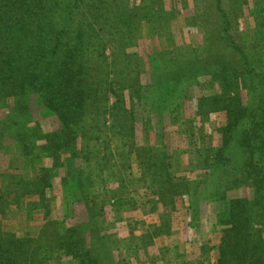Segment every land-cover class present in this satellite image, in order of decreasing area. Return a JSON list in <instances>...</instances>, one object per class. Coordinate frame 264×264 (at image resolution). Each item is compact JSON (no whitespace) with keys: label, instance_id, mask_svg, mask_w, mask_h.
<instances>
[{"label":"trees","instance_id":"trees-1","mask_svg":"<svg viewBox=\"0 0 264 264\" xmlns=\"http://www.w3.org/2000/svg\"><path fill=\"white\" fill-rule=\"evenodd\" d=\"M188 1L173 3L184 8ZM191 1L197 25L206 24L200 12L205 7L217 29L204 36L205 45L186 48L166 42L172 34L162 31L169 13L164 0H0V152L11 153L13 141L23 159L19 164L34 167L33 175L15 167L2 174L0 199L7 202L13 195L21 206L23 196H36L27 202L28 212L40 208L45 216L37 232L19 236L0 230V264H54L64 258L77 264H132L156 235L170 231V224L158 230L152 223L135 235L132 225L143 221L128 217L130 235L120 239L111 232L115 218L124 220L125 212L140 207L149 213L159 212L160 205L173 210L183 195L193 197L197 220L205 202L212 206L215 225L224 226L216 264H264V0ZM246 10L252 15L251 36L242 32L244 39L238 40L234 25ZM153 34L166 40L159 37L161 48L145 58L135 48ZM213 36L218 43H212ZM191 80L223 85L199 98L200 114L226 113L218 128L220 143L200 148L203 168L193 181L177 174L175 154L156 152L149 140L158 117L162 128L168 119L183 122V134L194 143L195 120L181 108L193 100ZM51 117L59 126L48 131L40 118ZM138 122L148 138L143 147L136 145ZM112 135L123 137L122 152L112 148ZM59 155L63 176L54 162L45 163ZM99 155L102 161L94 165L91 158ZM57 177L63 218L51 215ZM243 186L254 189L252 200L230 199L229 192ZM78 204L85 209L83 219L67 225ZM256 219L263 220L261 232ZM162 258L165 264L197 263L184 254L170 258L168 250Z\"/></svg>","mask_w":264,"mask_h":264},{"label":"rangeland","instance_id":"rangeland-1","mask_svg":"<svg viewBox=\"0 0 264 264\" xmlns=\"http://www.w3.org/2000/svg\"><path fill=\"white\" fill-rule=\"evenodd\" d=\"M131 1L137 2L139 0ZM164 1L166 3L165 8L169 13L167 15L168 17L164 19V27L162 28V31L167 35L172 34V36H169L166 42L169 43V40H173L175 41L176 45L186 48H191L193 47L192 45H197L199 43L205 45L206 41H204V36H207V34H212L210 32H213L214 29H217V26H215L213 23L214 19H212L211 15L209 14L211 13L210 9H206L204 7V12H202V10L200 11L202 14V20H206V24L200 27L196 23V8L193 7V2L191 0L188 1L187 6L185 5L184 8V5L182 6L180 2H176L174 5V0ZM210 2L211 0L208 1V3ZM262 4V7H264V1H262ZM261 15L264 16V13ZM251 18L252 15L249 14L248 10H246L244 17L238 20V25H234V27H236L235 32L237 33L238 40L243 38L242 32L245 34L246 38L247 35L251 36L250 28L253 27L251 24ZM153 35L155 37L152 36L154 37L152 39L146 37L139 40L138 48H135V50L139 51L140 54L145 58L149 53L153 52L155 48H161L159 37L162 39V41L166 40L164 37H161L158 34ZM217 39L218 38L216 36H213L212 43H218ZM229 53L232 54L231 51ZM212 59H214L213 55ZM231 59L233 61L235 60L233 58ZM195 82L196 81L194 80L188 81V92L193 97V100H189L185 104L182 103V107L180 106L181 108L185 107L183 114H186L195 120L197 134L195 136L194 143L189 144L187 137L183 134L185 124L181 121L179 124L175 125L170 124L171 121L168 119L166 121L167 123L165 124L166 127L164 126V128H162L163 123L157 124L158 117H154L152 122L155 125V129L149 134V140L154 145V150L156 152L164 151L169 157H173V154H175L171 160L173 162L176 161L175 166L179 168L177 174L185 176L192 181L200 178L203 168L200 148L203 146L209 148L211 143L218 145L220 143V134L218 132V128L223 126L226 122V113L224 110L214 113H207L205 115L198 112L199 98L203 95L210 96L220 92V88L223 85L218 81H207L203 86L197 85ZM242 95L243 100H246L244 91ZM3 107L4 106H1V108ZM5 111L6 109L3 112ZM40 121L43 128L48 131L59 126L57 119L54 117L46 119L40 118ZM135 132L136 145L139 147L145 146L147 144L148 138H146L147 135L144 131V124L138 122L136 124ZM201 137H205V139L200 140L202 139ZM111 138L113 145L112 148H114L115 152H122L124 149L123 137L120 135H112ZM13 143L14 142L12 141L11 153H6L3 151L0 152V185L2 184V174L12 171L10 167H15V169L20 168V171L25 175L34 174V167L27 168L20 165L23 164V159L17 155ZM101 152H104V150H101ZM100 156L102 155L93 156L91 158L94 165H100L102 161ZM110 159L112 158L110 157ZM63 160V155H59L54 159V161L51 158H46L45 163L47 165H52L54 162L55 166L59 169L60 175L63 176L65 171V168L63 167ZM113 161L115 160L113 159ZM137 163H133V170L136 174H138V178H140L141 173ZM97 183H99V181ZM109 185L111 190L117 189V184L113 183ZM253 196L254 189L251 186H243L229 192L230 199L246 197L252 200ZM191 198L193 197H187V195H183L182 197L178 198L173 210L171 209L172 206L170 205H160L159 212L149 213L150 211L148 209L140 207V209L125 212L124 215L126 218L124 220L118 221V219L115 218L116 227L113 228L111 232H113L114 236L116 235L117 238L119 237L120 239L127 238L130 235L128 217L139 220V222L143 221L141 224L132 225L135 235H141L142 233L147 232L148 225L152 223L157 225V227L159 226L160 228L165 222H169L170 224V231L159 236L156 235L155 243L148 246L146 252H142L141 257L138 259L139 261L134 259L132 264H165L162 255L166 250H168L170 258H172L173 255L177 256L184 254L185 260L189 263L197 262L196 264H198L199 260H204L203 264H216L217 259L220 256L219 245L223 236L224 226L215 225L216 216L214 215L215 213H213L214 211H212V206L206 204L205 202L202 204V214L199 220H197L196 217H194L191 209ZM14 199L15 198L13 195L7 199V202L0 199V230L3 232H15L19 236H24L28 232L39 231L45 223L44 211L38 208L34 211L28 212L27 208V202H34L36 201L37 197L23 196L21 206H18L19 203H16ZM62 199L63 197L61 192L60 178L57 177L54 180V186L51 190V215L54 218H63ZM112 205L113 204L110 203L107 207L108 217L111 220H113L115 217L112 210ZM76 214L77 216L74 214L67 219V225H73L83 219L85 209L83 208L82 204L77 205ZM254 223L257 232H261L263 230V220L256 219ZM159 227L157 228L158 230ZM163 230H165V227ZM54 264L77 263L76 261H72L69 258H64L54 262Z\"/></svg>","mask_w":264,"mask_h":264}]
</instances>
